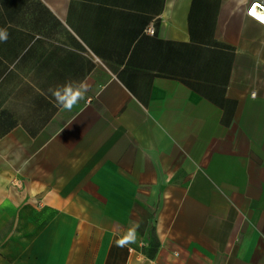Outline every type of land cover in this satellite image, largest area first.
<instances>
[{"label":"crops","instance_id":"obj_1","mask_svg":"<svg viewBox=\"0 0 264 264\" xmlns=\"http://www.w3.org/2000/svg\"><path fill=\"white\" fill-rule=\"evenodd\" d=\"M251 2L0 0V264H264Z\"/></svg>","mask_w":264,"mask_h":264},{"label":"clouds","instance_id":"obj_2","mask_svg":"<svg viewBox=\"0 0 264 264\" xmlns=\"http://www.w3.org/2000/svg\"><path fill=\"white\" fill-rule=\"evenodd\" d=\"M5 39H7V34L0 32V40H5ZM79 87H80V89H83V85H80ZM53 95L55 96L57 103L60 106H62L64 108H68V109H70L72 104L75 103L76 100H78L80 98V93L78 92L76 97L72 100V102L69 103L62 91H56L53 93Z\"/></svg>","mask_w":264,"mask_h":264},{"label":"built area","instance_id":"obj_3","mask_svg":"<svg viewBox=\"0 0 264 264\" xmlns=\"http://www.w3.org/2000/svg\"><path fill=\"white\" fill-rule=\"evenodd\" d=\"M255 6H259V7H261L264 10V2H263V0H252L251 5H250V9H249V13H248L250 16H254L252 14V10H253V8ZM262 23L264 24V21H262ZM147 33H149L151 35H154L155 34V30L152 27H150L147 30Z\"/></svg>","mask_w":264,"mask_h":264},{"label":"water","instance_id":"obj_4","mask_svg":"<svg viewBox=\"0 0 264 264\" xmlns=\"http://www.w3.org/2000/svg\"><path fill=\"white\" fill-rule=\"evenodd\" d=\"M255 10V14H253V11H252V14L256 17H259L261 19V17H264V10L259 7V6H255L253 8ZM264 21V19H262Z\"/></svg>","mask_w":264,"mask_h":264},{"label":"snow or ice","instance_id":"obj_5","mask_svg":"<svg viewBox=\"0 0 264 264\" xmlns=\"http://www.w3.org/2000/svg\"><path fill=\"white\" fill-rule=\"evenodd\" d=\"M252 11H253V14H255V10L253 9ZM261 19H264V17H261Z\"/></svg>","mask_w":264,"mask_h":264},{"label":"rangeland","instance_id":"obj_6","mask_svg":"<svg viewBox=\"0 0 264 264\" xmlns=\"http://www.w3.org/2000/svg\"><path fill=\"white\" fill-rule=\"evenodd\" d=\"M4 264V263H3Z\"/></svg>","mask_w":264,"mask_h":264}]
</instances>
